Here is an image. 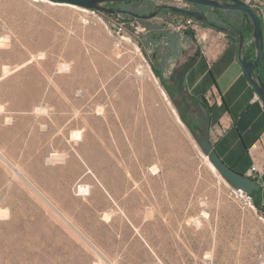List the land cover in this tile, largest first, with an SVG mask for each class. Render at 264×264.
<instances>
[{
    "label": "rangeland",
    "instance_id": "rangeland-1",
    "mask_svg": "<svg viewBox=\"0 0 264 264\" xmlns=\"http://www.w3.org/2000/svg\"><path fill=\"white\" fill-rule=\"evenodd\" d=\"M166 11L0 0V264H264L261 213L201 150L175 58L165 86L153 69Z\"/></svg>",
    "mask_w": 264,
    "mask_h": 264
},
{
    "label": "crops",
    "instance_id": "crops-1",
    "mask_svg": "<svg viewBox=\"0 0 264 264\" xmlns=\"http://www.w3.org/2000/svg\"><path fill=\"white\" fill-rule=\"evenodd\" d=\"M253 6L258 10L264 33V0H253ZM186 34L175 33L178 38L177 55L181 47L192 41H196L200 47L197 62L185 76V88L190 96L206 98L207 104L213 108V147L222 160L235 171L260 182L263 196L264 105L243 75L239 47L233 38L214 27L198 24L194 37ZM167 47L170 55L167 56L163 67L176 56L173 55L174 48L170 43ZM246 49L249 55L253 53L251 42ZM258 70L260 75L261 72L264 75V63ZM209 74H212V77ZM253 167L256 168L255 172L252 171ZM262 205L264 206V201ZM261 216L264 221V214L261 213Z\"/></svg>",
    "mask_w": 264,
    "mask_h": 264
},
{
    "label": "water",
    "instance_id": "water-1",
    "mask_svg": "<svg viewBox=\"0 0 264 264\" xmlns=\"http://www.w3.org/2000/svg\"><path fill=\"white\" fill-rule=\"evenodd\" d=\"M47 2L56 4L58 6L74 7L78 9L107 12L111 15L124 14L123 10L110 9L108 5L123 4L134 0H46ZM186 3L199 5L203 7H210L213 9L225 10V11H241L249 16L253 25V43L256 50V58L250 59L248 51L246 50V40L243 33L240 30L232 28H224L215 26L216 30L224 33H233L239 40V61L243 67V75L254 88L259 99H261L264 105V81L260 75L258 68L264 63V33L262 28V21L259 14L243 0H183ZM168 10L172 13L185 15L194 18L200 23H208V19L201 12L184 9L172 5L158 6L156 10L147 17H140V19H153L160 11ZM200 56V52L195 54V57L190 63H188L182 70L180 78H185L186 74L190 69L193 68ZM184 82V81H183ZM180 83V85L183 84ZM181 98L192 101L193 97L190 96L189 92L185 87L181 89ZM203 106L198 105L195 113H197L200 120V128L198 129L199 134H196V140L201 150L209 156L211 163L215 169L224 177V179L233 187L235 190H241L251 195L252 197H258L262 191V184L256 179L249 176L242 175L229 167L219 156L217 151L214 149L211 142V125L212 119L207 108L206 101H203Z\"/></svg>",
    "mask_w": 264,
    "mask_h": 264
},
{
    "label": "trees",
    "instance_id": "trees-1",
    "mask_svg": "<svg viewBox=\"0 0 264 264\" xmlns=\"http://www.w3.org/2000/svg\"><path fill=\"white\" fill-rule=\"evenodd\" d=\"M143 1L144 0H134V1H131V2L123 3V4L108 5V7L110 9H114V10H123L121 8L129 6V5H133V4H136V3H140V2H143ZM190 5H192L191 6L192 8L190 10L201 12L203 15H204V12H203L204 10H213V15H214L213 19L214 20H211L209 23H200V22H198L199 25L201 24L203 27H214V28H215V26H220V27H224V28H232V29L240 30L243 33L244 37H245L246 47H247V45L250 42L252 43V52L253 53L249 55L250 58H253V59L256 58L255 45H254V43L252 41L253 40L254 25H253L251 19L249 18V16L247 14H245V13H243L241 11H234L232 13H229V12H227L225 10L211 9L209 7H203V6H199V5H193V4H190ZM145 11H146V13H143V14L130 13V12L125 11L126 13H124V14H127V16H130V17H133V18H136V19H140V18H137V16L147 17V16L151 15L154 12V10H150V9H146ZM166 12L172 13V12H170L168 10ZM256 12L258 13V11H256ZM231 14H235V15L232 16ZM172 15H173L174 18H176V17H188V16H185V15L176 14V13H172ZM186 33H187L186 35H188L189 37H194V33L193 32H186ZM228 36L233 38V40L235 41L236 45L239 47V40H238L237 36L235 34H233V33L228 34ZM162 39H165L167 41V44L170 43L172 45V47L174 48V51H172L173 55H177V52H178V38H177V35H175L173 33L172 34H167V35H163V33L160 34V35H158L157 33H154L152 38L149 39L147 45L155 44L156 45V49H157L160 46V44L162 42ZM158 50H159V48H158ZM246 50L248 51V49H246ZM238 51H239V49H238ZM167 52H168V50L165 49V53H167ZM248 54H249V51H248ZM153 58H154L155 62L158 63V61H157L158 57H156V59H155V56H154ZM160 67H163L162 63L161 64L158 63V65H156V66L154 65L153 69H154L155 73L157 74V76L159 77L160 81L164 85L163 78H162V73L159 71ZM209 75H210V77H212V74H209ZM261 77H262V79L264 81V75H263L262 72H261ZM184 83H185L184 84V86H185L186 85L185 79H184ZM192 97H193L194 100H198L200 102L206 101V98H204L202 96H198V97L192 96ZM200 105L203 106V104H200ZM206 106L209 109V113H210V116L212 118L213 114H214L213 108L210 107L209 104H206ZM198 120H199V118H198ZM199 123H200V120H199ZM253 200H254L255 207L259 210L260 213L264 214V206L262 205V201H264V195L262 196V192H260V195L258 197H253Z\"/></svg>",
    "mask_w": 264,
    "mask_h": 264
},
{
    "label": "flooded vegetation",
    "instance_id": "flooded-vegetation-1",
    "mask_svg": "<svg viewBox=\"0 0 264 264\" xmlns=\"http://www.w3.org/2000/svg\"><path fill=\"white\" fill-rule=\"evenodd\" d=\"M210 8V7H209ZM191 9V8H188ZM213 9V8H211ZM126 11V10H125ZM204 15L206 16V18L208 19V21L210 22L211 20H214L213 18V10H207L203 11ZM208 22V23H209ZM200 52V47L198 45V43L196 41H192L190 43H188V45L181 47L178 55L175 56V60H174V68H173V72H170L169 75H171V79L169 80L171 82L172 85H174L175 87H179V90H181L184 86V79L185 78H180V74L183 70V68L192 61V59L195 57V54ZM250 57V56H249ZM253 59V58H250ZM173 61V60H172ZM162 67H160L159 69H161ZM183 82L182 85H180V83ZM169 84V82H167ZM184 104L188 105V111L189 113H191L192 115H197L195 113V110L197 109V106L200 104H203L202 102L198 101V100H188V98H186L184 101Z\"/></svg>",
    "mask_w": 264,
    "mask_h": 264
},
{
    "label": "built area",
    "instance_id": "built-area-1",
    "mask_svg": "<svg viewBox=\"0 0 264 264\" xmlns=\"http://www.w3.org/2000/svg\"><path fill=\"white\" fill-rule=\"evenodd\" d=\"M178 1L185 3L184 6L189 4L183 0H178ZM243 1L246 2L247 4H249L252 8H254L253 0H243ZM184 6L182 8L188 9V8H185ZM169 26L173 29V31H175L178 34H184L186 32L195 33L197 28H198V21H196L192 17H176L171 22H169ZM119 31H120L119 34L125 33V28H124L123 24L119 25ZM122 37H123V35H122ZM123 39H125V38L123 37ZM119 44H120V42H119ZM252 171L255 172L256 168L253 167ZM233 192H234L235 196L237 197V199L240 202H242L244 205L255 208L254 200H253V197L251 195H249L246 192L241 191V190L233 189Z\"/></svg>",
    "mask_w": 264,
    "mask_h": 264
},
{
    "label": "bare ground",
    "instance_id": "bare-ground-1",
    "mask_svg": "<svg viewBox=\"0 0 264 264\" xmlns=\"http://www.w3.org/2000/svg\"><path fill=\"white\" fill-rule=\"evenodd\" d=\"M40 1H42V0H40ZM100 111H102V110H100ZM76 136V135H75ZM77 138V137H76ZM156 170V169H155Z\"/></svg>",
    "mask_w": 264,
    "mask_h": 264
}]
</instances>
